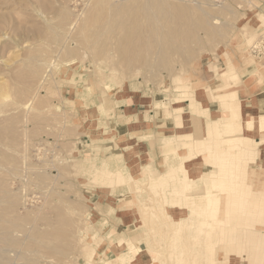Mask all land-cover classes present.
Wrapping results in <instances>:
<instances>
[{
  "label": "rangeland",
  "instance_id": "rangeland-1",
  "mask_svg": "<svg viewBox=\"0 0 264 264\" xmlns=\"http://www.w3.org/2000/svg\"><path fill=\"white\" fill-rule=\"evenodd\" d=\"M143 3L0 0V89L6 92L0 101V189L8 190L12 200L7 204L10 223L20 216L19 243L9 244L20 251L12 252L13 264H239L237 243L226 244L220 235L227 195L210 215L200 210L206 204L189 209L184 194L191 179L203 180L189 177L203 152L213 153L207 162L213 165L233 142L222 135L225 123L238 127L239 136L247 133V121L260 122L264 132V115L242 121L238 102L245 86L241 62L259 67L247 82L264 84V0H149L141 8ZM140 27L150 33L138 34ZM135 95L158 101L177 126L199 118L195 128L167 131L194 133L195 154L186 158L192 159L185 163L186 176L166 148L142 155V142L115 127L123 122L116 110ZM211 98L225 108L212 131V123L199 121L208 116L205 100ZM140 116L128 121L133 134L159 139L152 132L140 134L150 120L146 115L142 122ZM108 140L116 142V150L104 146ZM263 142L262 135L260 140L250 137L246 149L256 151V160L246 163L248 155L240 160L247 169L243 178L229 177L238 172L233 160L222 180L230 207L237 210L230 211L229 223L247 232L257 229L261 241L264 216H254L247 199L264 210V177L258 169L264 162ZM133 149L137 160L132 162L128 152ZM186 149L180 147L178 154ZM132 165L141 168L130 182ZM203 170L220 169L215 163ZM174 185L180 191L173 192ZM199 190L196 194L204 191ZM209 222L210 233H202ZM259 255L249 251L247 264H264V252Z\"/></svg>",
  "mask_w": 264,
  "mask_h": 264
},
{
  "label": "bare ground",
  "instance_id": "bare-ground-1",
  "mask_svg": "<svg viewBox=\"0 0 264 264\" xmlns=\"http://www.w3.org/2000/svg\"><path fill=\"white\" fill-rule=\"evenodd\" d=\"M146 3H149V0L147 2H146V0H144V3L141 5V8H145ZM149 31L145 30L142 27L137 29L138 34L143 33V32L145 34H149L150 33ZM152 32L157 33V35L159 33V31L156 29L152 30ZM148 37H149V35H148ZM154 37H155V35H154ZM1 87H3V86H1ZM5 98H6V92L4 91L3 88H1L0 89V101L2 100L1 102H3L5 100ZM197 119H199V118L192 119V123H195V124L198 123ZM246 123H247L246 124L247 133L245 134V136H242V137L234 136L233 135L234 131H233L231 124L225 123L226 125H224V126H226V127L224 130H222V135L224 137H226L227 139H230V140L232 138L233 142L230 141V144L226 145L224 148L226 150L225 152L232 153L231 154L232 157H226L225 152H223V151L219 152L217 157H216V160H215V163L218 165V167L220 169L218 171L217 170L216 171H204L203 170L202 166L204 163H206V165H208L210 167V169L215 168V163L213 165H210V163H207L209 160H207V161L201 160L202 162H200L198 165H196V166L193 165L191 167V170H189V175H190L189 177L190 178L200 177L203 180H202V182H200V184L197 183L195 186H193L192 184L188 185L186 188V192L184 194V197H186V203H188L187 206L189 207V209H191L192 211H196V210L200 209L199 204H206L207 206H205L204 208L202 207L200 210H202L201 212L206 211L209 213L212 211L213 213L210 215H215L217 213V211L219 210V208L217 206L218 202L221 199H223L224 195H227L226 196V197H228L226 200L227 206L225 208L226 209V215L224 216V219H226V221H225V226L223 227V229H222V227H220V230L221 229L223 230L222 234H220V235H221V240L223 242H225L226 244L237 243L238 254H237L236 259H237V263H239V264H247V257L249 256V251H251L253 257H257V259L262 258V256H260L259 254L261 251L264 252V241L260 240L261 237H260L257 229L255 231L247 232V231L243 230L244 229L243 227L231 225L229 223L230 211L235 212L237 210H234V208L232 210V208L230 207V192H228V191L226 192V190H225L226 184L224 183V181H222L226 176H228L227 173L225 175V169H226L228 164H231L234 162L233 160H235V162L239 163L238 172H235V173L232 172V174L229 175V177H234L236 179H239L240 177L243 178L247 172V169L242 166V164L240 163L241 162L240 160H243V158L246 155H248L246 163H255L256 154H254V153L256 151L252 152L253 150L252 151L247 150L246 146H247V143L250 142L251 136L254 139L261 136L260 122H258V121H253V122L247 121ZM1 139H2V137L0 138V143H1ZM263 144H264V142H263ZM259 150H257V153ZM194 154H192V155H194ZM203 154H205V152ZM190 157H188V158H190ZM251 168L256 170L258 167L256 166V167H251ZM258 169H259V174L262 173L261 177L263 178L264 177V162L261 165V167ZM249 180H252V178L249 177ZM129 181L131 182L130 179H129ZM157 182H158V184L160 183L159 180ZM155 183L156 182L153 181L151 184H155ZM238 183L243 185V186L248 185L249 187L251 185L249 182H247V183L246 182H242V183L238 182ZM135 187L136 186H134L133 188H135ZM238 187H240V186H238ZM147 188H149V187H147ZM135 189H137L139 191L140 186H138V184H137V187ZM195 189H197V190L201 189L204 191L200 194H196ZM218 192H220V193H218ZM7 194H8V190L1 191V189H0V264H10V263L13 264V261H12L13 260V258H12L13 253L12 252H14L15 255L20 253V251L16 247L14 249L13 248L11 249L9 247L10 243L15 244V246H17V244L19 243L18 242L19 241L18 240V233L19 232L16 230L20 226V221H19L20 216L15 215L13 218L14 221H12V223H14V224L10 223L9 208H8L7 204H8V202H11L12 200H11V198H9V196ZM18 200H20V199H18ZM247 201H248V204L252 203L256 209L255 212H253L254 216H257V218L258 217L262 218L264 216V210L262 209L260 204L258 203V205H257L256 203H254V201L249 200V199H247ZM208 205H210L209 208H208ZM244 208H245V205H242L238 209L240 210V209H244ZM220 221L221 220L219 219L217 222L216 221L213 222V224H217ZM208 224H209V228L206 227V228L202 229V233H204V234L210 233L208 231V229L210 230V227H212L213 224H211L210 222ZM214 244H215L214 241L210 244V248H212V256L213 257H214V253H213ZM244 244H245V246H247L249 244L248 247L246 248L247 249L246 253L243 252V247L245 248ZM202 255L203 254H201V253L199 254L200 261L204 257ZM214 260H216V259L214 258ZM139 264H142V263H139Z\"/></svg>",
  "mask_w": 264,
  "mask_h": 264
},
{
  "label": "crops",
  "instance_id": "crops-1",
  "mask_svg": "<svg viewBox=\"0 0 264 264\" xmlns=\"http://www.w3.org/2000/svg\"><path fill=\"white\" fill-rule=\"evenodd\" d=\"M258 68L259 67H256L254 64H246L244 62H241V64H240L239 75H240V78L245 85L242 89L239 90V94H238V102H239V106H240L239 116H240V119L242 121H245L246 119H253L256 116L260 117V116L264 115V84L260 87H257L255 85H253V83L247 82L249 80V78L251 77V75ZM184 102H186L184 105V108L188 107L189 106L188 101L184 100ZM156 103H158V101L156 102L155 100H151V99H148L147 101L144 102L143 98L141 96L138 97L135 95V99L129 105L120 104L119 108L116 110V113L118 114V119L120 121H123V122L122 123L117 122L118 125L115 127L119 128V130H122V129L125 130L126 129V131H123V132H125V135H128L130 137V139L135 138L137 140V143H138V141L142 142V145H141V143H140V145H138L139 146V152H141L142 155L157 153L156 152L157 149L155 147H158L160 149L166 148V150L168 152L170 151L169 152L170 154H172V155L174 154L175 158H177V157L179 158V160H177V161H179L178 163L176 162L175 158H174V161H172V163L174 165H177L180 167L181 176H186L185 175L186 174V164L185 163L192 161V159L188 161V160H186V158H188L192 154H194L191 152V150H194L191 147V144L193 142L192 138H193L194 133L192 132V133H187V134L184 133L183 134L182 132H179L180 134L177 135V134H173V133L167 134V131L168 130H176L178 128L184 129L186 127V125L188 127L191 125L193 127L194 125H193L192 121L189 119L186 122V124H184V126H181V127L177 126L174 118L172 116H165L164 110L162 108H158ZM143 107H145V108H143ZM205 107L208 108V116H202L199 121L204 120V122L206 124L208 123V121L210 123H212L213 126L209 127L210 131H212L213 129H215L214 128V124H216L215 122L217 121V119L222 117V115L225 111V108L223 107V105L220 102H218L214 98H211L210 100L209 99L205 100ZM126 111H128L129 113H126ZM140 115H142V118H143V116H146V115L150 117V120L148 121L149 125L146 126L144 129L141 127L142 130H144V131H142V133L140 132V134H143L146 132H152L154 134V136L159 138V139L153 138V140H150V141L141 140L139 137H137V135L133 134V132L129 128V122L128 121H129V119L136 121L138 117H141ZM142 122H144V118L142 119ZM233 122H235V121H233ZM227 123H229V122H227ZM232 128H233V131L237 137L243 136V135L242 136L238 135V133H237L238 127L234 128L232 126ZM242 132L244 133V128L242 129ZM181 133L183 135H181ZM121 134H123V133H121ZM261 135L264 136V132H261ZM151 136L152 135H150V134L148 135V137H151ZM121 137H123V136L120 135L118 137V139H120ZM260 137L261 136L257 137L256 140H260ZM104 144H105L104 145L105 147L108 146V147L113 148L114 150H116V148H117L116 142H111V140H108ZM143 146L145 147L144 149H143ZM183 146H184V148H187L186 149L187 152L184 153V155L178 154V152H179L178 150L180 149V147H183ZM102 149H103V147H102ZM108 151L109 150H107V152ZM134 152H135L134 149L130 150L128 152V156H131L130 160H132V162L137 160V158L135 159L136 156L133 155ZM210 152L211 151H208V152L205 151V154H203L204 158L202 160H206V161L209 160L210 161V159L213 156V153H210ZM200 155L201 154L199 153L198 157ZM119 158L121 159V156ZM147 165H149V164H147ZM147 165H145L144 168ZM205 166H207V165L204 164L203 169ZM140 168H141L140 165L137 167H135V166L133 167V165H132V170H134V171L128 173L127 177L130 178L132 176L134 179H130V180L135 181V179H137L136 176H137ZM159 181L162 184V180L159 179ZM191 184L193 186L196 185V183L192 179H191ZM198 184H200V183H198ZM168 189L167 190L164 189V190L168 191ZM183 190H185V183H184ZM178 191H180V189L176 185H174L173 186V192L176 193ZM181 198H183V194H182Z\"/></svg>",
  "mask_w": 264,
  "mask_h": 264
},
{
  "label": "built area",
  "instance_id": "built-area-1",
  "mask_svg": "<svg viewBox=\"0 0 264 264\" xmlns=\"http://www.w3.org/2000/svg\"><path fill=\"white\" fill-rule=\"evenodd\" d=\"M257 50H259V52H261L262 50L259 48V47H257Z\"/></svg>",
  "mask_w": 264,
  "mask_h": 264
}]
</instances>
